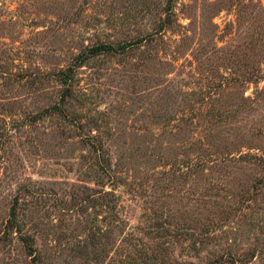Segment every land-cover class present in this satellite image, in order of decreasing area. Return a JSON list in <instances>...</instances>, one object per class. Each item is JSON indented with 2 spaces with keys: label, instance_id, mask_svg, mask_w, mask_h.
Listing matches in <instances>:
<instances>
[{
  "label": "rangeland",
  "instance_id": "1",
  "mask_svg": "<svg viewBox=\"0 0 264 264\" xmlns=\"http://www.w3.org/2000/svg\"><path fill=\"white\" fill-rule=\"evenodd\" d=\"M0 264H264V0H0Z\"/></svg>",
  "mask_w": 264,
  "mask_h": 264
},
{
  "label": "trees",
  "instance_id": "2",
  "mask_svg": "<svg viewBox=\"0 0 264 264\" xmlns=\"http://www.w3.org/2000/svg\"><path fill=\"white\" fill-rule=\"evenodd\" d=\"M127 46H128V43H122V44H118V45L107 44V43H99V44L93 45L91 47H88L85 50V52H82L81 54H79L77 56V58H78V61H79V60H84L85 58H87L89 56L97 55L99 53H105V52H107V53H116V52L124 50ZM78 63H80V61ZM72 68L73 67H69L67 69L60 70L56 74L58 76V78L64 84L68 83V85H69V82L71 81V78H72V75H71ZM67 88L68 87L66 86L65 89H67ZM45 110L52 113L54 111H59L60 112L61 108H60V106L58 104H54V105H52L51 107H49L48 109H45Z\"/></svg>",
  "mask_w": 264,
  "mask_h": 264
}]
</instances>
